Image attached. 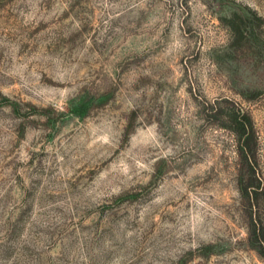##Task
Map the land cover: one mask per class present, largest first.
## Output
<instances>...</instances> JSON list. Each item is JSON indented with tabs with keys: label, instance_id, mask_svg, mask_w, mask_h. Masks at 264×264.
<instances>
[{
	"label": "rangeland",
	"instance_id": "374dc122",
	"mask_svg": "<svg viewBox=\"0 0 264 264\" xmlns=\"http://www.w3.org/2000/svg\"><path fill=\"white\" fill-rule=\"evenodd\" d=\"M235 13L264 40V0H0V264H264L203 112L252 115L264 186V50L230 51Z\"/></svg>",
	"mask_w": 264,
	"mask_h": 264
},
{
	"label": "trees",
	"instance_id": "16d2710c",
	"mask_svg": "<svg viewBox=\"0 0 264 264\" xmlns=\"http://www.w3.org/2000/svg\"><path fill=\"white\" fill-rule=\"evenodd\" d=\"M221 20L231 33V52L242 54L246 50H254L257 53L264 50V40L258 33L262 28L261 18L256 14L253 17H244L235 13ZM252 95V99L256 98L257 92H252ZM5 102L10 101L5 99ZM88 108L83 101L73 112L79 117H84ZM203 112L206 121L225 128L236 136L239 158L238 187L243 203L249 206L248 242L253 250L264 258V222L259 214V203L264 199V186L257 171L258 135L252 115L229 99L207 103Z\"/></svg>",
	"mask_w": 264,
	"mask_h": 264
}]
</instances>
